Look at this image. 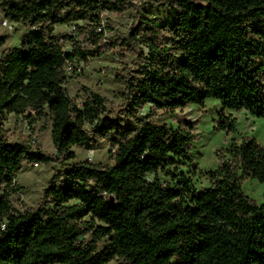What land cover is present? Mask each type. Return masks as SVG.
Masks as SVG:
<instances>
[{"label": "trees", "instance_id": "trees-1", "mask_svg": "<svg viewBox=\"0 0 264 264\" xmlns=\"http://www.w3.org/2000/svg\"><path fill=\"white\" fill-rule=\"evenodd\" d=\"M135 1L10 3L8 16L29 31L0 57V264H264V201L258 205L242 188L247 178L264 184V148L253 138L232 141L218 169L205 173L209 186L197 190L179 172L196 167L195 122L174 128L151 113L174 116L215 99L225 110L264 119V0H154L171 17L138 20L128 39L119 38L132 50L140 46L137 69L122 77V107L109 110L88 89L78 104L65 87L66 63L101 55V15L124 13ZM73 20L86 21L76 33L90 35L94 50H83L76 36L52 35ZM5 42L0 37V48ZM9 114L30 122L49 117L60 159L41 204L24 211L11 202L20 191L17 174L24 163L54 159L10 142ZM223 118L217 130L237 133V120ZM101 141L114 150L111 166L73 163L74 147Z\"/></svg>", "mask_w": 264, "mask_h": 264}, {"label": "rangeland", "instance_id": "rangeland-1", "mask_svg": "<svg viewBox=\"0 0 264 264\" xmlns=\"http://www.w3.org/2000/svg\"><path fill=\"white\" fill-rule=\"evenodd\" d=\"M23 0H0V37H6L5 44L0 48L1 55L18 48L28 29L21 23L8 16L10 3ZM172 12L168 7L156 3L154 0H136L133 7L124 13H103L101 15V39L99 56L89 57L88 61L78 60L72 64V70L67 72L66 85L68 94L82 104L85 97V89L92 91L106 100L109 110H117L122 107L120 94L124 91L122 77H127L131 71L137 69V51L130 47L122 46V39H128L131 29L138 20L152 19L154 17L166 19ZM6 21L9 24L6 26ZM86 21L73 20L53 28L52 35L58 38L71 36L74 28L84 26ZM100 32V30H98ZM78 45L85 51L95 49L90 42V35L76 34ZM121 38V41L120 39ZM65 49H71L72 44L65 41ZM113 46V47H112ZM143 113H150L146 107ZM152 120L157 124H167L177 128L179 124L195 122V133L198 134L194 141L190 157L193 166L186 164L179 167V172L191 179L192 185L197 190L209 186L205 173L218 169L221 163V155L232 141L241 143L245 139L253 138L264 148V119L257 118L247 111H231L222 108L220 101L208 99L204 106L189 105L184 109H177L174 116L160 110H152ZM235 118L238 122L237 133L228 134L224 130H217L223 117ZM5 134L10 142H27L33 148H39L44 154L53 157L54 162L49 164L24 163L17 174L15 182L20 191L11 196L12 207L18 211L26 208H37L43 199L44 190L48 187L54 173L59 168L60 159L52 143V122L49 117L40 120L29 121L23 116L9 114L4 122ZM76 159L73 163L90 162L111 166L113 164L114 150L108 141H101L89 149L74 147ZM160 177L172 184L169 177L162 173ZM244 193L258 205L264 201V184L251 178L242 183ZM105 243L99 244V249L104 248ZM122 260H113L108 264H121Z\"/></svg>", "mask_w": 264, "mask_h": 264}, {"label": "built area", "instance_id": "built-area-1", "mask_svg": "<svg viewBox=\"0 0 264 264\" xmlns=\"http://www.w3.org/2000/svg\"><path fill=\"white\" fill-rule=\"evenodd\" d=\"M9 24L7 23V21H6V26H8ZM100 31H101V28L99 29ZM76 27L74 28V34H73V36L75 37L76 36ZM73 49V46H72V48L71 49H65V51H71ZM78 60L79 59H76V60H74V61H76L75 63H76V66H80L79 64H77V63H79L78 62ZM73 61V62H74ZM73 62H67L66 63V65H65V68H64V70H65V74H67V72H70L71 70H72V64H73ZM67 76V75H66ZM38 165V164H37Z\"/></svg>", "mask_w": 264, "mask_h": 264}]
</instances>
